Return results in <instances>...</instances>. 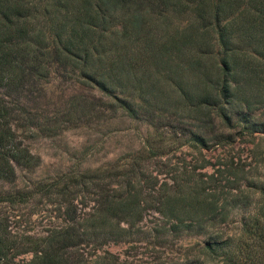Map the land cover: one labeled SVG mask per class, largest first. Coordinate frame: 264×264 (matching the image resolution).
Wrapping results in <instances>:
<instances>
[{"label": "trees", "instance_id": "obj_1", "mask_svg": "<svg viewBox=\"0 0 264 264\" xmlns=\"http://www.w3.org/2000/svg\"><path fill=\"white\" fill-rule=\"evenodd\" d=\"M181 15L189 19L174 25ZM51 66L92 93L72 97L66 121L48 123L81 112L76 120L120 113L149 124L155 111L166 112L178 117L174 133L199 152L210 134L218 143H232L237 129L249 140L264 134L257 117L264 115V0H0L2 180L13 181L16 166L37 164L19 137L31 125L21 100L40 91L35 85ZM154 155L138 150L128 164L0 192V204L13 206L53 196L64 216L46 234L17 242L0 215V264H18L24 253L31 257L23 264H123L106 251L92 259L85 249L104 244L100 237L120 240L148 208L176 233L209 234L210 224L225 222V203L208 195L201 179L208 159L201 162L200 153L193 163L153 170L147 165ZM247 186L261 196L257 209L237 233L209 234L186 264H264V184Z\"/></svg>", "mask_w": 264, "mask_h": 264}, {"label": "rangeland", "instance_id": "obj_2", "mask_svg": "<svg viewBox=\"0 0 264 264\" xmlns=\"http://www.w3.org/2000/svg\"><path fill=\"white\" fill-rule=\"evenodd\" d=\"M188 19L189 15L173 16L172 23L184 25ZM35 87L40 91L32 90L21 100L26 108L24 116L31 125L24 131L18 130V133L37 164L30 169L16 166L13 181L0 179L1 193L13 192L31 181L57 180L61 183L70 174L104 169L116 165V162L128 164L133 153L150 149V153L156 155L152 156L147 168L153 170L162 169L161 166L157 168V163L175 166L183 160L193 163L200 158V153L201 162L209 160L210 165L201 169V179L206 180V193L217 198L219 203H225L226 213L225 222L215 221L208 226L209 234L237 233L242 221L257 209L261 196L258 190L247 185L264 184L262 132L254 133V138L249 140L242 138L238 134L241 130L237 129V137L232 143H218L210 134L208 148L199 152L187 147L178 133H174L178 117L166 112L155 111L149 124L142 120H129L120 113L113 118L107 114L98 117L90 114L76 120L81 112L74 114L69 122L48 123L53 119L66 121L72 97L91 95L92 90L80 86L76 78L56 66H51L48 79L40 80ZM257 117L264 120L263 114ZM59 203L60 199L53 196L43 198L34 195L15 206L1 203L0 215L8 216V229L15 233L17 242L21 239L29 241L46 234L48 228L63 223ZM202 232H173L166 219L148 208L126 236L118 241L114 237L105 240L100 237L97 241L104 244L85 250L92 259L107 256L105 251L109 252L123 264H186V260L196 258L199 246L208 239L209 234ZM30 257V253L20 254L14 261L23 264L22 261Z\"/></svg>", "mask_w": 264, "mask_h": 264}]
</instances>
